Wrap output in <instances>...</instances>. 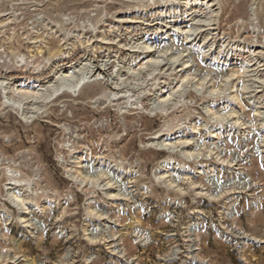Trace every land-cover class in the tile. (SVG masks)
I'll use <instances>...</instances> for the list:
<instances>
[{
	"label": "rangeland",
	"instance_id": "1",
	"mask_svg": "<svg viewBox=\"0 0 264 264\" xmlns=\"http://www.w3.org/2000/svg\"><path fill=\"white\" fill-rule=\"evenodd\" d=\"M0 264H264V0H0Z\"/></svg>",
	"mask_w": 264,
	"mask_h": 264
},
{
	"label": "bare ground",
	"instance_id": "2",
	"mask_svg": "<svg viewBox=\"0 0 264 264\" xmlns=\"http://www.w3.org/2000/svg\"><path fill=\"white\" fill-rule=\"evenodd\" d=\"M155 5V4H154ZM127 22V21H126ZM188 34V33H187ZM100 42V41H99ZM175 42V41H174ZM164 44V43H163ZM157 45L158 44H156V43H151L150 41H148V42H146L145 43V45H144V47H143V50H145L146 51V53L147 54H149V58L151 59V58H153V57H155V55L154 54H152V48H155V47H157ZM258 49H256V51H257ZM138 51H140V50H138ZM258 53V52H257ZM261 55V54H260ZM149 59V62L150 63H152V64H156V65H158L159 64V62H153V61H151ZM169 61V60H168ZM170 62V61H169ZM58 79H60V80H64V81H70V80H73V79H75V78H79L80 80L79 81H85L86 80V74L82 71V70H74V69H72V68H61L59 71H58ZM88 79V78H87ZM57 80V79H56ZM59 82H61V81H59ZM75 83V82H74ZM87 83H89V82H87ZM69 84H70V82H69ZM61 85H62V83H61ZM60 87H66L65 88V90H64V92L65 93H71V86L70 85H68V84H64L63 86H60ZM63 92V91H62ZM72 93H73V91H72ZM75 93V92H74ZM123 103V102H122ZM159 106V105H158ZM160 134V133H159ZM158 133L157 134H155L153 137H152V139L153 140H158L159 138H161L160 137V135H159ZM163 148V147H162ZM167 148V147H166ZM163 163V162H162ZM161 164V163H160ZM164 165V164H163ZM160 167V166H159ZM157 180V179H156ZM87 182V181H86Z\"/></svg>",
	"mask_w": 264,
	"mask_h": 264
}]
</instances>
